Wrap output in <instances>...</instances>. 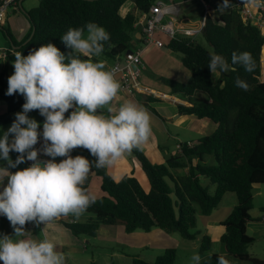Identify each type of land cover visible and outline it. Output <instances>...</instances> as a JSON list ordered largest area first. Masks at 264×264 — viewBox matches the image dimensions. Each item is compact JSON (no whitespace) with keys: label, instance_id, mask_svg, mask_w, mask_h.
<instances>
[{"label":"trees","instance_id":"16d2710c","mask_svg":"<svg viewBox=\"0 0 264 264\" xmlns=\"http://www.w3.org/2000/svg\"><path fill=\"white\" fill-rule=\"evenodd\" d=\"M128 1L40 0L38 6L27 12L33 27L27 42L17 41L9 27H3L14 48L6 58L13 61L16 52L27 55L48 42L67 55L71 49L62 42L61 35L70 27H84L88 22H96L110 33L111 38L105 43L101 56L111 62L123 57L133 51L135 44L142 43V38L136 35L141 31L137 26L156 0H135L133 8L124 15L122 8ZM2 3L0 0V6ZM201 34L210 48L198 42L195 35L180 33L168 44L171 50L182 55L184 66L194 71L191 78L187 82L165 77L161 80L170 87L172 94L191 103L190 106L181 105V111L212 120L217 125L216 130L201 136L193 146L185 144L181 154L170 156L161 164L153 163L142 149H134L132 152L149 178V191L134 175L117 181L106 168L93 167L83 187L88 190L91 178L98 175L102 177L101 188L105 194L97 197L87 209L94 216L65 224L77 236L95 237L101 225L122 224L129 233L161 228L178 232L184 239H195L201 234L200 230H193L198 226V212L210 215L227 192H235L238 204L222 222L226 229L221 243L226 252L211 254L202 259L201 264H216L218 255H225L231 261L234 257L264 264V259L250 254L249 246L255 238L247 233V225L253 220L250 212L254 185L264 183V81L260 79L264 36L256 25L244 21L238 9L217 18L207 15ZM234 51L250 52L256 63L255 71L246 72L242 66H237L235 71H218L214 80L208 67L210 54H222L230 62ZM81 58L101 61L100 57ZM237 77L248 82V91L235 85ZM8 78V71L3 70L0 100L6 101L7 110L0 113V134L3 126L13 121V112L25 103L19 93L6 94ZM207 157L211 163L207 162ZM177 169L184 172L175 173ZM204 178L216 186L214 193L202 183ZM212 244V237L203 234L200 251H209ZM176 258L177 248L169 247L155 261L134 257V263L175 264Z\"/></svg>","mask_w":264,"mask_h":264},{"label":"clouds","instance_id":"9594fccd","mask_svg":"<svg viewBox=\"0 0 264 264\" xmlns=\"http://www.w3.org/2000/svg\"><path fill=\"white\" fill-rule=\"evenodd\" d=\"M229 3L222 0L219 11ZM253 3L264 4V0ZM110 38L104 26L88 22L84 27H70L61 35L71 49L67 55L51 42L27 55L15 53L6 94L19 93L25 103L10 127L0 134V216L7 217L14 230L12 234H0L2 264H66L54 239L46 234L40 240L25 238L26 223L47 225L69 214L79 218L97 199L83 187L92 168H108L150 139L149 112L133 101L113 108L112 101L120 90L114 72L103 61L81 58L100 57ZM237 66L246 72L256 69L248 51H234L230 62L222 54H210L208 67L214 80L218 71H235ZM235 85L249 90L248 82L239 77ZM69 109L73 110L66 116ZM33 110L45 118L43 122L29 115ZM41 138L43 143L36 148ZM78 147L87 149L95 159L73 156L72 151ZM12 151L19 154L15 160ZM41 152L51 159L40 160ZM56 157L65 158L57 162ZM26 161L34 163L11 171ZM191 264H201L198 253L191 257ZM216 264L232 261L218 255Z\"/></svg>","mask_w":264,"mask_h":264},{"label":"crops","instance_id":"0c3cea01","mask_svg":"<svg viewBox=\"0 0 264 264\" xmlns=\"http://www.w3.org/2000/svg\"><path fill=\"white\" fill-rule=\"evenodd\" d=\"M131 1L133 3L131 7H124L126 4L123 6L124 8H122V13L124 15L131 8H133L135 0ZM165 1H176L180 4L179 14L175 17V26L177 29L183 30L187 27H190L200 29V33L204 31L205 27L203 26V21L207 15L217 18L220 14L230 12L232 9H234L236 7V3L239 1L246 4L253 2V0H230L229 7L225 8L223 11H219V5L222 3V0ZM39 4L40 0H20V2L17 4V8H12L8 11L5 22L0 25L1 52L3 50L14 49L12 48V42L5 34L3 27H9L17 41L22 43L28 41V36L30 35L33 27L27 17V12ZM169 19L170 16L165 17V20ZM136 35L138 38H141V31H139ZM158 35L164 41V46H150L147 47L143 52L144 71L141 82L149 89V94L142 92L129 93L124 90H119L117 96L112 101V107L118 109L122 103L133 101L149 112L151 116L152 134L150 139L142 146L141 149L153 163L161 164L166 162L170 156L181 154L177 144L186 142H192L194 144L201 136L213 133L216 130L217 125L208 118H199L195 115L186 114L185 112L181 111V105L190 106L191 103L187 100H184L180 95L172 94L170 87L165 85L161 78L165 77L181 82H187L193 75L194 71L184 66L182 62V55L180 53L174 52L169 48L168 44L171 37H168L163 33H159ZM139 45L141 44L137 43L133 48L135 49L136 47H139ZM100 59L101 61L105 62L107 69L116 62V60L112 62L106 60L102 56H100ZM218 74L219 73H217V75ZM8 75L10 76L11 73L8 72ZM6 110L7 105L5 107V111ZM21 110L22 108L13 112V119H15V114ZM32 113L34 114V118L38 121L43 122L45 119L40 115L38 110H33ZM104 114L108 115L106 110ZM71 154L73 156L84 155L88 157L90 161L95 159V157L91 156L87 149L81 147L74 149ZM64 158L65 157H56L55 159L57 162H59ZM26 167V162H24L22 167L13 168L11 171L15 172ZM106 170L115 180H117L116 176L125 177L126 175H134L140 180V182L144 180V182L150 185L149 178L144 171L141 162L133 152L125 154L114 165L106 168ZM92 179L93 177L88 184V191H90V183ZM6 183L7 179L5 180V184ZM144 188L147 191L150 190V188L147 189L145 186ZM102 191L103 190L101 188V194ZM253 192L254 203L250 212L253 220L247 225V233L255 238L254 243L249 246V252L252 256L258 257L259 255L250 251V247L252 246L253 248L257 241H264V220L262 219V215L264 213V183L255 184ZM101 194L96 195V197H101ZM258 198L260 199L257 202ZM237 204V194L235 192H227L223 196V199L215 211L210 215H204L205 218H201V220L204 222V233L210 235L213 240L211 249L202 253L201 259H204L205 257H208L214 253L225 254L226 251L221 243V237L224 234L226 228L222 222L229 216ZM92 216L93 215L89 214L88 211H85L79 218L69 214L67 216H61L57 220H53L47 225H36L34 222H27L24 226L25 238L40 240L46 234L49 238L54 239L58 243L57 250L62 252L66 258V264H101V261H108V264H118L116 257H124L125 255H129L128 252L130 251H126L125 246L133 248L143 247L145 244H147V242H143L141 240V235L144 233L155 234V231H164L161 228H154L149 232L136 230L129 233L122 224L101 225L97 236L93 237V240H91L88 238L90 236L75 235L65 224V222L85 221ZM104 226H116V232L111 233L109 230L103 231ZM13 231V226L7 217L0 216V234H12ZM155 235L159 236L158 234ZM101 239H105L110 243H118L115 246L117 250L111 254H103L100 256L98 253L96 254L95 249H93L91 255H89L88 246H101L102 244L99 241ZM261 255L263 257L259 256L258 258L264 259V250L261 252ZM129 257L131 256L129 255ZM96 260H98V262ZM232 263L253 264L251 261H242L234 257H232ZM0 264H2V261H0Z\"/></svg>","mask_w":264,"mask_h":264},{"label":"built area","instance_id":"2783aa9c","mask_svg":"<svg viewBox=\"0 0 264 264\" xmlns=\"http://www.w3.org/2000/svg\"><path fill=\"white\" fill-rule=\"evenodd\" d=\"M19 2L20 0H3V3L0 6V25L5 22L8 11L12 8H17V4ZM179 6L180 4L176 1L156 0L151 5L149 11L142 15L140 18V22H142L141 45L136 49H133L132 52L126 53L123 57L117 58L116 62L108 68V70L114 72V75L120 84V90H124L129 93L142 92L149 94V89L141 82L144 71L143 52L150 46H164V41L159 37V33H163L172 38L177 33L194 36L201 32L200 29L190 27L183 30L176 28L175 17L179 14ZM234 9H238L241 12L245 22L256 25L261 30V33L264 32V4H256L253 2L246 4L239 1L236 3V7ZM166 16H170V19L165 20ZM205 20L203 21L204 27ZM9 51H13V49L3 50L2 52L0 51V57L6 58ZM261 63L263 68L264 52H262ZM72 110L73 109H69L66 116L69 115ZM42 143L43 140L41 138L35 147L40 148ZM185 144L193 146L192 142L179 143L177 144L178 149L182 151ZM39 159L46 161L51 159V157L45 156L43 152H41ZM32 163L34 162L26 161L27 167ZM58 218L54 220H57ZM262 219L264 220V213L262 215Z\"/></svg>","mask_w":264,"mask_h":264},{"label":"rangeland","instance_id":"374dc122","mask_svg":"<svg viewBox=\"0 0 264 264\" xmlns=\"http://www.w3.org/2000/svg\"><path fill=\"white\" fill-rule=\"evenodd\" d=\"M31 3H33V2H31ZM132 4L133 3L130 0L126 3V5L124 7L129 8L132 6ZM29 5H28V7H29ZM195 38L198 42H200V43L204 44L206 47L210 48V44L206 41L203 34L199 33L195 36ZM263 67H264V64H263ZM3 70H7L9 73L13 74L14 66L10 60L0 57V73ZM263 70H264V68H262V75L260 78L261 81H264ZM6 105H7L6 101L1 99L0 100V113L5 111ZM32 112H30L29 115L31 117H34V114ZM13 121H14V119H13ZM13 121L9 124L4 125L3 130H7V128L10 127V125L13 123ZM174 146H175V144H174ZM10 155H11L12 159L15 160L19 154L16 153L15 151H12L10 153ZM206 160L208 163H211V159L209 157H207ZM22 166H23V163H21L17 167H22ZM175 171L176 172L178 171L179 173L184 172L183 169H177ZM116 177H117V180H120L123 176H116ZM101 183H102V179L100 176H98V175L93 176V179L90 183V192L94 193L95 195H100L101 194ZM141 183L147 189L150 188L149 187L150 185L148 183L144 182V180H142ZM202 183L204 185H208L210 192L214 193L216 186L214 184H212L207 178H204L202 180ZM104 194L105 193L102 191L101 196ZM97 197H100V196H97ZM259 199L260 198L257 199V202L259 201ZM197 208H198V206H197ZM88 213L93 215V213H91V212H88ZM202 217L205 218L204 214L200 213V211H199L197 214L198 226H197V228L193 229L194 231L195 230L201 231V234L197 238H195V239H184L178 232H169V231L164 230V229H163L164 231H155L154 232L155 234H158L159 236H162V237H159V236H157L155 234H151V233H144L143 235H141L140 238L143 242H147V244H145L143 247H140V248H133V247L125 246L126 251H130L128 253L131 257H129V255H125L124 257H116L118 264H135L134 263V257H138V258L148 260V261H155L156 258L159 255L164 254L165 250L169 247H176L177 248V258H176L175 264H191V257L194 254L198 253L200 256L202 254V252L200 251L201 237L203 234H205L204 233V225H203L204 222L201 220ZM116 228H117L116 226H113V227L112 226H104L103 231L109 230L111 233H114V232H116ZM140 231L149 232V231H144V230H140ZM88 238L93 240V237H88ZM99 241L102 244L101 246H91L88 244L89 245L88 246L89 255H91V252L93 249H95L96 254L98 253L100 256H102L103 254H106V255L111 254L112 252L117 250L115 248V246L118 243H114V242L110 243V242L106 241L105 239H101ZM254 245L255 246L253 248H252V246L250 247L251 248L250 251L255 252V254H257L259 256H262L261 252L264 250V241H257ZM96 261L98 262V260H96ZM101 264H108V261L107 262L101 261Z\"/></svg>","mask_w":264,"mask_h":264},{"label":"water","instance_id":"95a60500","mask_svg":"<svg viewBox=\"0 0 264 264\" xmlns=\"http://www.w3.org/2000/svg\"><path fill=\"white\" fill-rule=\"evenodd\" d=\"M34 28H35V27H34ZM137 28H138L139 30L142 28V22H139ZM128 52H132V51L130 50V51H128Z\"/></svg>","mask_w":264,"mask_h":264},{"label":"bare ground","instance_id":"6f19581e","mask_svg":"<svg viewBox=\"0 0 264 264\" xmlns=\"http://www.w3.org/2000/svg\"><path fill=\"white\" fill-rule=\"evenodd\" d=\"M264 52V51H263ZM264 68V67H263ZM263 72H264V70H263Z\"/></svg>","mask_w":264,"mask_h":264}]
</instances>
